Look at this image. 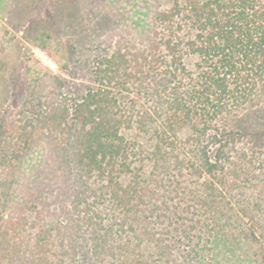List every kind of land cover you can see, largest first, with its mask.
<instances>
[{"label":"trees","instance_id":"1","mask_svg":"<svg viewBox=\"0 0 264 264\" xmlns=\"http://www.w3.org/2000/svg\"><path fill=\"white\" fill-rule=\"evenodd\" d=\"M102 43L0 119V264H264V0H124Z\"/></svg>","mask_w":264,"mask_h":264},{"label":"rangeland","instance_id":"2","mask_svg":"<svg viewBox=\"0 0 264 264\" xmlns=\"http://www.w3.org/2000/svg\"><path fill=\"white\" fill-rule=\"evenodd\" d=\"M123 1L0 0V119L22 115L31 96H76L93 86L92 56L105 52L102 39L117 26ZM259 109L237 128L264 127ZM3 144L0 164L15 147L12 139Z\"/></svg>","mask_w":264,"mask_h":264}]
</instances>
